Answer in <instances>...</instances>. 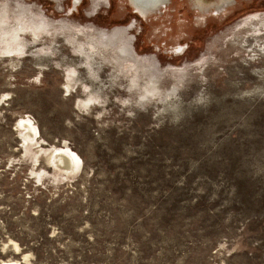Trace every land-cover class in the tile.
<instances>
[{"label": "rangeland", "instance_id": "1", "mask_svg": "<svg viewBox=\"0 0 264 264\" xmlns=\"http://www.w3.org/2000/svg\"><path fill=\"white\" fill-rule=\"evenodd\" d=\"M6 1L3 31L24 29L0 40V264H264V16L235 26L264 0L144 19L124 0ZM114 29L155 68L94 44Z\"/></svg>", "mask_w": 264, "mask_h": 264}, {"label": "flooded vegetation", "instance_id": "2", "mask_svg": "<svg viewBox=\"0 0 264 264\" xmlns=\"http://www.w3.org/2000/svg\"><path fill=\"white\" fill-rule=\"evenodd\" d=\"M114 1V0H113ZM116 1V0H115ZM262 0H124V9L131 13L137 14L144 19L148 15L166 14L168 12L176 13H199L207 15L208 17H225L228 15L244 13L250 8L260 6ZM109 4V0H91L92 9L90 15L95 13L101 5ZM81 0H72V9L70 11H78ZM138 12L141 14L139 15ZM227 15V16H226ZM264 12L253 13L239 21L235 26L241 27L246 18L262 19ZM208 23H205L207 26ZM132 24L126 28L129 30ZM134 38V36H133ZM184 52V48L177 44L172 51L173 56L178 57Z\"/></svg>", "mask_w": 264, "mask_h": 264}, {"label": "bare ground", "instance_id": "3", "mask_svg": "<svg viewBox=\"0 0 264 264\" xmlns=\"http://www.w3.org/2000/svg\"><path fill=\"white\" fill-rule=\"evenodd\" d=\"M8 1V0H7ZM6 1V2H7ZM9 2V1H8ZM16 2V1H15ZM7 5V4H6ZM16 8H18L17 10H16V12L19 14H23V13H25L26 14V10H25V12H23V10L21 9L22 7H23V5H21L22 7L20 8L19 7V4H17L16 3ZM25 7V6H24ZM19 8H20V10H19ZM24 9V8H23ZM4 14H5V12H3ZM138 14L139 15H141L139 12H138ZM30 15V14H29ZM30 17V16H29ZM31 19H30V21L32 22V27H33V30L34 29H36L37 28V30L39 29V28H41V29H45V30H47V29H49V28H52L53 26H55V25H51V27L50 26H48L45 22H38L37 24H34L35 23V20H33L34 18H32V16L30 17ZM38 21V20H37ZM51 22V21H50ZM59 22H60V20H59ZM55 23V22H54ZM51 23H49V25H50ZM3 22H1L0 21V40H1V43H4L5 42V40L6 39H9V38H11L12 39V41H13V43H15V41L18 39V33L21 31H23V29L24 28H22V26H20V24H19V21L18 20H16V29H13V30H6V32H4L3 31ZM61 25V24H60ZM64 25L65 24H63V27H64ZM62 26V25H61ZM66 27V26H65ZM70 27V26H69ZM67 28V27H66ZM75 29V28H74ZM73 29V30H74ZM81 30V29H80ZM83 30V29H82ZM121 30V29H120ZM119 30V31H120ZM87 31V30H86ZM119 31H117V32H119ZM92 32H94V31H92ZM117 32H116V29H114V31L113 30H111L109 33H105L104 31H103V33H99V32H95L94 34H96V35H98L101 39L100 40H98V39H96V38H94L95 40H93L95 43L94 44H96V45H98L100 48H109V51L110 50H112V51H114L115 52V54L117 55V56H119V57H121V58H128V60L130 59V60H135V64H136V61H137V59H133V54H132V52H131V47H130V45L128 44V43H124V41H123V39H122V41H123V43H119L117 40H118V35L119 34H117ZM122 35V34H121ZM123 36V35H122ZM119 37H121V36H119ZM122 38V37H121ZM126 40V39H125ZM120 41V40H119ZM127 42V41H126ZM108 46H110V47H108ZM8 52H11V51H8ZM148 59V58H147ZM150 60H152V59H150ZM139 61V60H138ZM150 62V61H149ZM134 63V62H133ZM145 63V62H144ZM136 65H138V66H140L143 70H149V69H151V70H153L154 68H155V65H154V62L152 63H150L149 65H148V67L147 66H145V65H142V64H136ZM151 85H152V90H154V82H151L150 83ZM70 86H69V83L68 82H65L64 84H63V88L65 89V90H67V91H70V88H69ZM71 92V91H70ZM19 125H20V127L21 128H23V129H26L27 130V132L29 133V136H30V132L32 133V134H35L36 132H35V130H34V128L32 127V126H30V127H28L29 125L27 124V122L25 121V120H21L20 121V123H19ZM53 157H52V165H53V167L55 168V169H57V170H59V171H62L64 174H66V175H72V174H74L77 170H78V168H79V164H80V161H79V159H77L76 157H73L72 156V154H71V152L70 151H68V149L66 148V150L65 149H60V148H54V150H53ZM4 264H19V263H17V262H3Z\"/></svg>", "mask_w": 264, "mask_h": 264}]
</instances>
